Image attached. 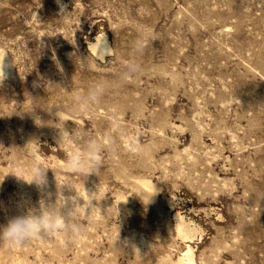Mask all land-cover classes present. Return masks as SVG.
Masks as SVG:
<instances>
[{
  "label": "rangeland",
  "instance_id": "1",
  "mask_svg": "<svg viewBox=\"0 0 264 264\" xmlns=\"http://www.w3.org/2000/svg\"><path fill=\"white\" fill-rule=\"evenodd\" d=\"M0 53V225L59 195L79 225L0 264H264V0H0Z\"/></svg>",
  "mask_w": 264,
  "mask_h": 264
},
{
  "label": "clouds",
  "instance_id": "2",
  "mask_svg": "<svg viewBox=\"0 0 264 264\" xmlns=\"http://www.w3.org/2000/svg\"><path fill=\"white\" fill-rule=\"evenodd\" d=\"M4 79L5 74L0 69V83ZM90 150L98 149L93 144L90 145ZM77 167H79L78 162ZM27 183L35 184L38 189L43 190L47 184L46 169L36 166L32 181ZM76 200V196L66 198L63 195H59L55 203H46L41 199L38 208L29 207L21 214L11 217L6 225H0V242L9 247H24L33 240L46 239L57 231L72 234L74 229L79 227Z\"/></svg>",
  "mask_w": 264,
  "mask_h": 264
},
{
  "label": "bare ground",
  "instance_id": "3",
  "mask_svg": "<svg viewBox=\"0 0 264 264\" xmlns=\"http://www.w3.org/2000/svg\"><path fill=\"white\" fill-rule=\"evenodd\" d=\"M90 47L95 55L100 58H105L106 55L113 52L112 45L107 35H105L104 33H98L94 41L90 43ZM11 65L12 63L6 57V55L4 53H0L1 69L9 72ZM144 153L145 156L142 162L144 165L149 164L151 160L149 149H146ZM132 186L138 195L145 196L146 199L149 200L152 204H156V197H154L155 186L152 183L151 179L145 177H136V180L133 181ZM204 212L209 214L208 209H205ZM173 213L175 219V232L178 238H180L185 243H190L192 242V240L194 241L195 236H197L196 234L200 230V227L198 226L199 223L197 224V222L192 219L193 217L188 218V216L184 215V213L180 210H173ZM192 246L190 244H186V248L179 255L176 264H196Z\"/></svg>",
  "mask_w": 264,
  "mask_h": 264
}]
</instances>
